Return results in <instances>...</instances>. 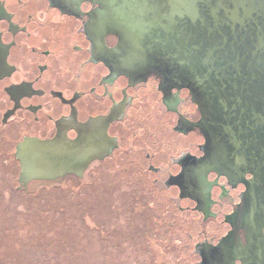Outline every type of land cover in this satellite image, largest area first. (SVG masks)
I'll return each mask as SVG.
<instances>
[{
  "label": "flooded vegetation",
  "instance_id": "obj_1",
  "mask_svg": "<svg viewBox=\"0 0 264 264\" xmlns=\"http://www.w3.org/2000/svg\"><path fill=\"white\" fill-rule=\"evenodd\" d=\"M105 3L0 0V180L9 164L28 196L113 182L141 201L130 208L153 219L158 242L174 244L175 264H264L258 153L207 127L187 75L135 55ZM25 141L49 142L32 150L44 178L38 167L20 175Z\"/></svg>",
  "mask_w": 264,
  "mask_h": 264
},
{
  "label": "water",
  "instance_id": "obj_2",
  "mask_svg": "<svg viewBox=\"0 0 264 264\" xmlns=\"http://www.w3.org/2000/svg\"><path fill=\"white\" fill-rule=\"evenodd\" d=\"M106 1L108 15L125 28L121 41L144 60L166 57L170 71L194 84L207 127L226 130L216 135L258 153L264 210V0ZM152 25L158 28L154 37L147 34ZM34 147L39 153L51 148L49 142H23L17 148L20 175L29 179L38 167L44 178L47 163L34 160Z\"/></svg>",
  "mask_w": 264,
  "mask_h": 264
},
{
  "label": "rangeland",
  "instance_id": "obj_3",
  "mask_svg": "<svg viewBox=\"0 0 264 264\" xmlns=\"http://www.w3.org/2000/svg\"><path fill=\"white\" fill-rule=\"evenodd\" d=\"M12 171L8 164V180H0V264H175L174 244L158 242L165 236L152 231L153 219L133 214L141 201L127 188L104 180L47 185L28 196L17 192Z\"/></svg>",
  "mask_w": 264,
  "mask_h": 264
}]
</instances>
